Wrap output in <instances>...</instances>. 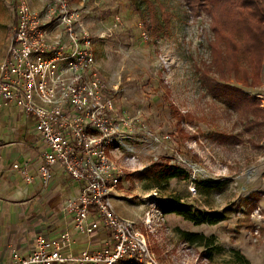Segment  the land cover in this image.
Returning <instances> with one entry per match:
<instances>
[{"label": "rangeland", "instance_id": "1", "mask_svg": "<svg viewBox=\"0 0 264 264\" xmlns=\"http://www.w3.org/2000/svg\"><path fill=\"white\" fill-rule=\"evenodd\" d=\"M26 1L45 14L48 0ZM65 1L79 13L97 66L130 123L123 129L130 150L113 155L124 171L117 214L141 230L159 264H264V61L251 86L237 83L227 71L234 58L214 34L213 20L185 0H137L143 17L131 0ZM17 6L18 0H0V66ZM154 13L163 27L158 35L148 27ZM223 73L241 91L235 95L242 105L229 106L207 87L206 78L219 82ZM166 164L184 168L190 179L157 183L153 166ZM209 181L227 187L196 185ZM168 201L225 219L196 225L163 213L160 204ZM183 231L203 239L188 241Z\"/></svg>", "mask_w": 264, "mask_h": 264}, {"label": "built area", "instance_id": "2", "mask_svg": "<svg viewBox=\"0 0 264 264\" xmlns=\"http://www.w3.org/2000/svg\"><path fill=\"white\" fill-rule=\"evenodd\" d=\"M79 19L65 0H48L44 15L18 0L17 22L0 66V117L4 108L22 111L45 144L38 164L26 159L13 169L28 183L37 177L46 185L54 169L63 168L81 185L65 205L75 232L89 237L107 230L110 244L74 253L72 233L54 239L40 235L29 256L13 252V264H159L141 230L115 210L124 171L113 154L130 150L123 134L130 123L117 107Z\"/></svg>", "mask_w": 264, "mask_h": 264}, {"label": "crops", "instance_id": "3", "mask_svg": "<svg viewBox=\"0 0 264 264\" xmlns=\"http://www.w3.org/2000/svg\"><path fill=\"white\" fill-rule=\"evenodd\" d=\"M48 28L51 29L49 25ZM0 118V264H13L14 251L29 256L36 249L40 235L54 239L64 232L72 233L74 253L110 244L107 230L101 229L89 237L75 232L65 205L77 196L81 185L63 168H55L52 180L46 185L37 177L28 183L13 169L15 163L26 159L38 164L45 144L35 132L33 120L22 111L4 108ZM32 174L36 175L34 167Z\"/></svg>", "mask_w": 264, "mask_h": 264}, {"label": "trees", "instance_id": "4", "mask_svg": "<svg viewBox=\"0 0 264 264\" xmlns=\"http://www.w3.org/2000/svg\"><path fill=\"white\" fill-rule=\"evenodd\" d=\"M131 1L135 5L137 13L143 17L145 12L139 7L137 0ZM185 4L192 11L195 9L204 10L209 14L214 22L212 27L214 34L225 42L226 48L234 58L227 71L233 73L237 83L245 87L251 86V78L258 79L264 61V0H185ZM148 14L151 15L150 12ZM156 15L153 14L148 26L154 35H158L159 31L163 29L160 16ZM240 60L248 64L249 70L239 68L237 63ZM240 71H242L243 76L242 74L240 76ZM226 77V74L224 76L223 73L219 82L206 78L207 87L215 97L222 99L229 106L242 105L243 101L235 95V93L241 94V91L230 84L225 79ZM179 118L182 120L180 115ZM153 169H155L154 180L157 183L168 184L172 179L189 180L191 177L187 170L177 165H155ZM196 185L199 190L205 188L208 191L217 192L227 187L226 181L197 182ZM160 205L163 213H176L196 225L217 224L225 219V216L218 213L210 214L203 211L195 213L188 206L175 204L171 201L162 202ZM181 233L188 241L197 242L199 239H203V236L198 234L184 231ZM206 255L209 256V254ZM238 255L240 259L246 260L242 254L238 253ZM120 264H126V261H121ZM128 264L139 263L128 262Z\"/></svg>", "mask_w": 264, "mask_h": 264}]
</instances>
